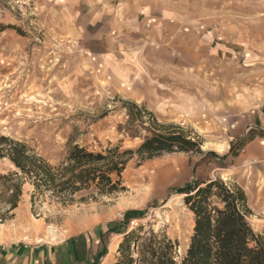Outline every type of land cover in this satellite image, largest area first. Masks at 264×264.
<instances>
[{"label": "rangeland", "instance_id": "1", "mask_svg": "<svg viewBox=\"0 0 264 264\" xmlns=\"http://www.w3.org/2000/svg\"><path fill=\"white\" fill-rule=\"evenodd\" d=\"M258 105L264 0H0V136L59 166L74 145L135 152L152 137L155 119L198 136L203 151L134 154L121 178L126 190L98 201L81 203L90 193H79L64 206L49 192L33 200L26 182L18 208L0 223L2 235L50 242L74 236L92 248L103 234L106 264H115L123 236L110 229L121 225L165 233L178 242L181 259L195 219L178 191L217 179L244 190L248 221L264 235V170L239 168L257 137L249 116ZM13 170L0 160V175ZM129 211L143 215L125 224Z\"/></svg>", "mask_w": 264, "mask_h": 264}, {"label": "trees", "instance_id": "2", "mask_svg": "<svg viewBox=\"0 0 264 264\" xmlns=\"http://www.w3.org/2000/svg\"><path fill=\"white\" fill-rule=\"evenodd\" d=\"M125 105L143 121V113L135 104ZM152 125L157 128H153L152 137L146 138L135 152L115 147L95 153L74 145L59 166L51 165L25 143L0 136V160H8L15 168L0 175V223L9 220L18 208L26 182L35 188L33 200L49 192L64 206L74 204L79 193H90L80 199L81 203L98 201L100 197L126 190L121 178L134 154L142 159H154L176 152L203 153L198 136L180 127L158 124L155 119ZM241 144L240 148L246 143ZM178 193L185 195L184 203L195 219L185 256L178 258V242L165 233H143L142 228L122 231V226L117 225L110 229L111 233L123 236L115 264H264V235L257 234L248 221L251 210L241 187L217 179L187 186ZM142 215V212H126L124 222L128 224ZM106 247L104 244L95 264L108 254Z\"/></svg>", "mask_w": 264, "mask_h": 264}, {"label": "crops", "instance_id": "3", "mask_svg": "<svg viewBox=\"0 0 264 264\" xmlns=\"http://www.w3.org/2000/svg\"><path fill=\"white\" fill-rule=\"evenodd\" d=\"M252 110L253 115L249 118L258 127L257 137L244 148L240 155L239 168L257 164L264 170V105H258ZM123 230L125 228L122 227ZM0 233V264H95L94 260L104 250V244L108 254L99 264H106L111 255L103 234L95 240L91 248L87 238L69 236L59 242H50L44 239H11L2 235L4 231L0 230Z\"/></svg>", "mask_w": 264, "mask_h": 264}]
</instances>
